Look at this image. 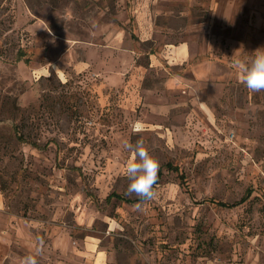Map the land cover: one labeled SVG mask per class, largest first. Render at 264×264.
<instances>
[{
    "label": "rangeland",
    "instance_id": "obj_1",
    "mask_svg": "<svg viewBox=\"0 0 264 264\" xmlns=\"http://www.w3.org/2000/svg\"><path fill=\"white\" fill-rule=\"evenodd\" d=\"M257 48L264 0H0V262L264 264V91L233 66Z\"/></svg>",
    "mask_w": 264,
    "mask_h": 264
},
{
    "label": "clouds",
    "instance_id": "obj_2",
    "mask_svg": "<svg viewBox=\"0 0 264 264\" xmlns=\"http://www.w3.org/2000/svg\"><path fill=\"white\" fill-rule=\"evenodd\" d=\"M233 66L240 73V83L250 92L264 91V48H257L247 60L234 59ZM122 148L130 153L125 168L129 181L125 195L135 196L141 203L155 200L158 196L155 185L158 181L159 161L149 153L142 139L134 144L126 140ZM42 251L41 240L36 252L23 257L20 264H39L37 257Z\"/></svg>",
    "mask_w": 264,
    "mask_h": 264
},
{
    "label": "trees",
    "instance_id": "obj_3",
    "mask_svg": "<svg viewBox=\"0 0 264 264\" xmlns=\"http://www.w3.org/2000/svg\"><path fill=\"white\" fill-rule=\"evenodd\" d=\"M14 134H15V136H16V138L18 139V140H20L21 142H28L29 144H32V146H34V147H36V143H30L29 141H25L24 139H23V137L21 136V134H20V132H19V130H18V128H16L15 129V132H14ZM164 166L167 168V169H169V170H173V171H176L177 172V176H178V178H179V185L180 186H182V187H184L185 188V191H187V189H186V179H185V174L177 167V166H173V165H171L170 163H165L164 164ZM160 174H161V170L159 169V171H158V177L160 176ZM89 196H91V194H89V193H87ZM247 194H249V191H247ZM245 196L246 195H244V197H242L239 201H236V202H232V203H224V202H217L216 204L217 205H219V206H222V207H228V208H232V207H234V206H236V205H238L239 203H241L244 199H245ZM92 197V196H91ZM112 198H114V199H119L120 201H124V202H130L131 200L130 199H128V198H124V197H122L121 195H119V194H117V193H114V192H112V193H110V194H108L106 197H105V200H106V202L107 201H110ZM93 201L95 202V203H97V198L95 197V198H93ZM136 201H139L138 199H136Z\"/></svg>",
    "mask_w": 264,
    "mask_h": 264
},
{
    "label": "crops",
    "instance_id": "obj_4",
    "mask_svg": "<svg viewBox=\"0 0 264 264\" xmlns=\"http://www.w3.org/2000/svg\"><path fill=\"white\" fill-rule=\"evenodd\" d=\"M176 53V58L183 59L186 57V51L181 46L176 47ZM149 58L152 65L158 64L156 56L150 54ZM93 262L96 264H106V255L102 251L95 250L93 254ZM0 264H2V262H0Z\"/></svg>",
    "mask_w": 264,
    "mask_h": 264
}]
</instances>
